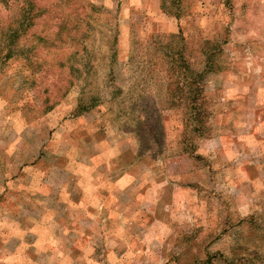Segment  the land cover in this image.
Instances as JSON below:
<instances>
[{
  "label": "rangeland",
  "instance_id": "374dc122",
  "mask_svg": "<svg viewBox=\"0 0 264 264\" xmlns=\"http://www.w3.org/2000/svg\"><path fill=\"white\" fill-rule=\"evenodd\" d=\"M36 2L0 56V264H264V0ZM208 40L201 136L166 54Z\"/></svg>",
  "mask_w": 264,
  "mask_h": 264
},
{
  "label": "trees",
  "instance_id": "16d2710c",
  "mask_svg": "<svg viewBox=\"0 0 264 264\" xmlns=\"http://www.w3.org/2000/svg\"><path fill=\"white\" fill-rule=\"evenodd\" d=\"M0 2L12 9V12L15 8H19L12 14L13 19L10 18L7 23L5 22V25L4 20H0V38L7 45V50L4 52L0 48L2 51L0 56H3L4 60H8L19 54L16 48H19L21 36L35 25L36 18L42 14L43 5H38L36 0H0ZM176 17H179V14H176ZM181 34L182 32L178 34V37L182 38ZM1 44L2 42H0V46ZM185 47V44L171 47V51L166 54L170 57L166 75L167 88L172 99L177 98L178 101L179 99H186L188 101L195 121V130L203 136L209 129L208 120L210 116V102L205 81L208 73L219 69L216 59L222 48L216 41H206V66L203 70L197 71L191 66L186 56Z\"/></svg>",
  "mask_w": 264,
  "mask_h": 264
}]
</instances>
